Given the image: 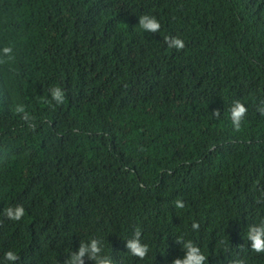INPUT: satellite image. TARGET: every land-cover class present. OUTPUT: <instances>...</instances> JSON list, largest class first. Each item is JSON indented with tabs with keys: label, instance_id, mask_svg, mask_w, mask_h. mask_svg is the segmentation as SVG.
<instances>
[{
	"label": "trees",
	"instance_id": "trees-1",
	"mask_svg": "<svg viewBox=\"0 0 264 264\" xmlns=\"http://www.w3.org/2000/svg\"><path fill=\"white\" fill-rule=\"evenodd\" d=\"M258 226L264 0H0V264H264Z\"/></svg>",
	"mask_w": 264,
	"mask_h": 264
},
{
	"label": "clouds",
	"instance_id": "clouds-1",
	"mask_svg": "<svg viewBox=\"0 0 264 264\" xmlns=\"http://www.w3.org/2000/svg\"><path fill=\"white\" fill-rule=\"evenodd\" d=\"M139 26L142 29L156 30L159 25L158 22H156L154 19H150L147 16H142L139 19ZM172 43L176 47L182 46V41L178 39H174ZM52 95L54 99L62 100V93L58 88L53 89ZM241 114H242V108L239 105H237V107L233 109L231 116L234 125L238 126V121ZM177 203L179 206V202ZM4 211L7 212L9 215H12L13 219H18L23 214V210L21 208H17L15 210V213H12L9 209H5ZM193 227H196V225L193 224ZM248 236L252 241L251 247L254 250H256L257 252L264 250V226L250 228ZM89 247L91 248L92 253H96L97 251H99L95 241H92ZM127 247L134 255H138L140 257H143L147 250L145 245H140L138 241L135 240L128 241ZM185 248L187 249V252L183 260L175 259L173 260L172 264H202V261L204 260V256L199 252V250L194 245L191 244V242H187L185 244ZM85 251H86L85 247L82 246L78 250V253L71 258L70 264H75V262L79 259L80 256H82L85 253ZM5 255L9 260L15 259V255L12 252H6ZM97 264H108V261L101 260L98 261Z\"/></svg>",
	"mask_w": 264,
	"mask_h": 264
}]
</instances>
